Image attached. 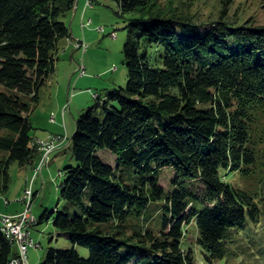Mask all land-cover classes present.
<instances>
[{
  "label": "trees",
  "instance_id": "16d2710c",
  "mask_svg": "<svg viewBox=\"0 0 264 264\" xmlns=\"http://www.w3.org/2000/svg\"><path fill=\"white\" fill-rule=\"evenodd\" d=\"M115 1L130 15L126 84L102 101L95 94V106L75 119L74 164L58 185L69 205L31 223L51 220L89 254L48 247L40 264H196L185 246L191 223L204 264H264V24L228 16L233 0H220L218 17L202 22L160 0ZM75 3L0 0V191L13 162L39 153L25 98L36 103L54 71ZM170 168L167 191L159 171ZM234 173L242 186L227 181ZM152 211L157 219L145 223ZM13 248L0 229V264L17 256Z\"/></svg>",
  "mask_w": 264,
  "mask_h": 264
},
{
  "label": "rangeland",
  "instance_id": "374dc122",
  "mask_svg": "<svg viewBox=\"0 0 264 264\" xmlns=\"http://www.w3.org/2000/svg\"><path fill=\"white\" fill-rule=\"evenodd\" d=\"M158 3L166 11L194 15L195 20L201 22L215 19L221 10L220 0H160ZM119 11L115 0H101L93 7L86 8L85 12L81 9L77 16L72 9L65 18L71 29V36L60 40L58 44L54 71L39 88L36 103L28 97L25 98L31 105L30 121L34 128L33 136L46 138L48 135L59 134L67 138V144L50 154L41 173L33 181L32 190L37 194L32 204V217L36 221L46 210L62 211L69 205L65 201H59L58 185L65 177L60 176V171L74 164L71 136L75 131V119L88 108L95 106L98 101L95 94H98L102 101L112 89L124 87L126 84L128 70L123 45L128 34L127 19L130 15H121ZM228 16H234L239 23L252 18L256 24H264V0H233L228 9ZM89 18L92 24L82 29L81 20L87 21ZM80 42L83 44L82 47L76 45ZM80 65L84 66L83 75L79 69ZM0 90L7 91L2 84ZM52 116L54 121H51ZM96 116L103 118L101 107L98 108ZM99 154L106 163L116 165L115 157L110 151L100 150ZM40 158L41 155L38 153L32 163L19 165L13 162L9 166L8 186L0 191V214L15 213L22 209L23 205L19 199L31 180L33 168L37 166ZM116 172L120 175L118 169ZM173 175L172 168L159 171L160 185L167 191L172 187L170 179ZM227 181L236 186L245 183L238 173L231 174ZM5 200H8V204ZM70 207L75 209V205ZM151 214V219L145 223L155 222L157 211H152ZM29 230L37 246L28 248L26 264H40L48 247L60 249L74 247L83 257L89 254L87 248L72 244L64 233L56 230L51 220L33 224ZM185 246L190 247L195 254L196 264H204L193 223L186 227ZM13 249L17 251L16 246ZM240 264L260 263L247 260L241 261Z\"/></svg>",
  "mask_w": 264,
  "mask_h": 264
},
{
  "label": "built area",
  "instance_id": "2783aa9c",
  "mask_svg": "<svg viewBox=\"0 0 264 264\" xmlns=\"http://www.w3.org/2000/svg\"><path fill=\"white\" fill-rule=\"evenodd\" d=\"M101 0H85V8L93 7L95 3ZM92 24V20L89 18L87 21H82L81 27L84 29ZM78 47H82V42L76 44ZM81 74H84V66H79ZM51 121H54V117H51ZM66 136L59 134L48 135L46 138L33 137L32 144L35 145L41 155L40 161L35 168H33V174L29 183L23 191V195L19 199L23 205L22 209L10 214H0V223L4 228V234L7 235L9 241L17 247V256L11 259L9 264H26L27 251L30 247H36L37 244L31 237L29 228L31 227L32 204L34 201V192L32 190V184L35 178L41 173L42 167L47 163L50 154L55 150L62 147L66 142ZM8 204V200H5Z\"/></svg>",
  "mask_w": 264,
  "mask_h": 264
},
{
  "label": "crops",
  "instance_id": "0c3cea01",
  "mask_svg": "<svg viewBox=\"0 0 264 264\" xmlns=\"http://www.w3.org/2000/svg\"><path fill=\"white\" fill-rule=\"evenodd\" d=\"M81 9H83V11L85 12V0H76V3H75V6L73 8L74 10V14L75 16H77L78 12L80 13L81 12ZM83 13V12H82ZM83 20H81V23H82ZM35 137V136H33ZM38 137V136H36ZM67 144V142H65L61 148L59 149H62L65 145ZM35 193V192H34ZM36 197V196H35Z\"/></svg>",
  "mask_w": 264,
  "mask_h": 264
},
{
  "label": "bare ground",
  "instance_id": "6f19581e",
  "mask_svg": "<svg viewBox=\"0 0 264 264\" xmlns=\"http://www.w3.org/2000/svg\"><path fill=\"white\" fill-rule=\"evenodd\" d=\"M34 221V218L33 217H31V223ZM0 229L2 230V232L4 233V228H3V226L1 225V223H0ZM6 237H7V235H6ZM11 262V261H10Z\"/></svg>",
  "mask_w": 264,
  "mask_h": 264
}]
</instances>
